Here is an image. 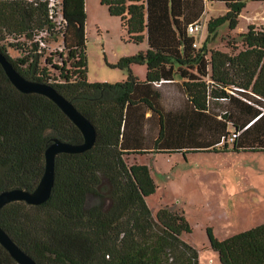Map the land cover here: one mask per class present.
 I'll return each instance as SVG.
<instances>
[{
  "label": "trees",
  "instance_id": "1",
  "mask_svg": "<svg viewBox=\"0 0 264 264\" xmlns=\"http://www.w3.org/2000/svg\"><path fill=\"white\" fill-rule=\"evenodd\" d=\"M205 1L223 3L226 13L208 20L197 47L187 28L199 21ZM248 1L264 3L100 0L129 42L147 45L117 64L145 65L146 78L129 73L111 84L87 77L85 0H0V52L26 79L54 87L96 130L90 150L56 156L46 202L0 210V227L37 264H198L197 249L184 238L191 227L183 213L175 206L151 211L150 169L130 158L264 152V27L237 30ZM224 25L233 35L222 47L228 51L209 46ZM58 38L60 50L46 54L41 45ZM8 48L20 55L11 57ZM175 77L180 110L162 103L161 87ZM53 138L83 142L53 101L20 92L0 65V192L36 187ZM89 196L100 202L86 206ZM206 232L220 264H264V223L220 240ZM0 264H18L1 244Z\"/></svg>",
  "mask_w": 264,
  "mask_h": 264
},
{
  "label": "rangeland",
  "instance_id": "2",
  "mask_svg": "<svg viewBox=\"0 0 264 264\" xmlns=\"http://www.w3.org/2000/svg\"><path fill=\"white\" fill-rule=\"evenodd\" d=\"M85 7L88 80L115 84L127 79L129 73L140 71V64L129 68L117 64L120 59L144 50L146 42L138 45L129 42L119 18L111 16L100 0H85ZM255 11H260L264 19L263 4L248 1L239 17L238 31H245L250 23H261L254 19ZM225 13L223 3L215 2L207 7L201 28L195 34L197 47L207 35L208 20ZM228 34L226 25L220 27L209 46L229 45L233 35ZM41 46L48 54L60 50L61 41L58 38ZM8 53L11 57L20 55L12 48H8ZM136 162L147 165L156 185L155 192L146 198L151 211L156 213L175 206L183 213L191 227V233L184 238L197 249L198 264H220L217 253L210 248L207 228L220 240L264 223V152L149 154L139 156ZM99 202L98 198L89 196L86 206Z\"/></svg>",
  "mask_w": 264,
  "mask_h": 264
},
{
  "label": "water",
  "instance_id": "3",
  "mask_svg": "<svg viewBox=\"0 0 264 264\" xmlns=\"http://www.w3.org/2000/svg\"><path fill=\"white\" fill-rule=\"evenodd\" d=\"M0 65L16 89L22 93L43 95L53 101L78 128L83 137V142L80 144H72L58 138L52 139L44 152L45 166L43 174L32 191L13 188L0 192V210L7 204L19 201L25 202L28 205H40L49 199L54 186L56 156L63 153L77 154L90 150L96 140V130L93 124L76 109L73 103L58 93L54 87L46 82L26 79L1 52ZM0 244L18 264H37L1 227Z\"/></svg>",
  "mask_w": 264,
  "mask_h": 264
},
{
  "label": "crops",
  "instance_id": "4",
  "mask_svg": "<svg viewBox=\"0 0 264 264\" xmlns=\"http://www.w3.org/2000/svg\"><path fill=\"white\" fill-rule=\"evenodd\" d=\"M213 3H215V2H213ZM219 3H221V2H219ZM210 4H212V2L205 1V3H204V11H203V13L200 16L199 21L195 22V23H199L200 24V21H201L203 15L205 13L207 7ZM262 4L264 6V3H262ZM255 13H256L255 14L256 17H254V19H258V21L261 22V23L264 22V19H261V12L260 11H255ZM261 23H259V24L250 23V24H253L255 26H263L264 27V25H262ZM146 47H147V45H146ZM219 49L223 50V51H228L229 50L227 48H219ZM144 50H140V51H144ZM140 67H141V70L138 71L137 73H136V71H134L133 72L134 74H132V75L134 77L138 78L139 80H144L146 78V66L145 65L144 66L141 65ZM175 82H180V80L177 77H175L174 81L171 84H166V85L161 87V89H162V103L167 109L171 108L172 110H175V109L180 110L182 108V106H183L182 105L183 103H181L183 98L180 96V94H179V92L177 90V86L175 85ZM150 114H151L150 111H147L146 116H150ZM202 132H206V130H203ZM197 140H199V138L196 139L195 141H197ZM180 153H184V154H198V153H215V152H186V151H183V152H180ZM221 153H226V152H221ZM234 153H236V152H234ZM239 153H243V152H239ZM173 154H179V153H173ZM144 155H149V154H144ZM163 155H167V154H163ZM170 155H172V154H170ZM139 156H143V155H135V156H133L131 158H133V161L134 160L136 161Z\"/></svg>",
  "mask_w": 264,
  "mask_h": 264
},
{
  "label": "built area",
  "instance_id": "5",
  "mask_svg": "<svg viewBox=\"0 0 264 264\" xmlns=\"http://www.w3.org/2000/svg\"><path fill=\"white\" fill-rule=\"evenodd\" d=\"M201 28V25L199 23H193V24H190L187 28V32L189 34H192V35H195L197 32H199ZM197 45V42L194 43V46ZM236 137V134H232L231 137H229L228 141H232L233 138Z\"/></svg>",
  "mask_w": 264,
  "mask_h": 264
}]
</instances>
